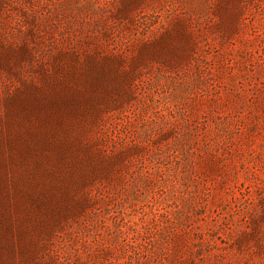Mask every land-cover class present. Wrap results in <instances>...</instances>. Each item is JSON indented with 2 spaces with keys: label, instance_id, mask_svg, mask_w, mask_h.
Masks as SVG:
<instances>
[{
  "label": "rangeland",
  "instance_id": "rangeland-1",
  "mask_svg": "<svg viewBox=\"0 0 264 264\" xmlns=\"http://www.w3.org/2000/svg\"><path fill=\"white\" fill-rule=\"evenodd\" d=\"M0 264H264V0H0Z\"/></svg>",
  "mask_w": 264,
  "mask_h": 264
}]
</instances>
